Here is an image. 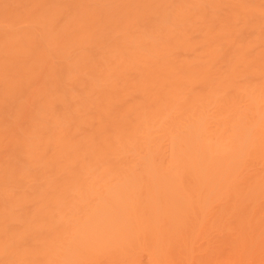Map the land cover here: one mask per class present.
<instances>
[{
    "label": "bare ground",
    "instance_id": "6f19581e",
    "mask_svg": "<svg viewBox=\"0 0 264 264\" xmlns=\"http://www.w3.org/2000/svg\"><path fill=\"white\" fill-rule=\"evenodd\" d=\"M262 245L264 0H0V264Z\"/></svg>",
    "mask_w": 264,
    "mask_h": 264
},
{
    "label": "rangeland",
    "instance_id": "374dc122",
    "mask_svg": "<svg viewBox=\"0 0 264 264\" xmlns=\"http://www.w3.org/2000/svg\"><path fill=\"white\" fill-rule=\"evenodd\" d=\"M261 248H264V245H262ZM262 250H264V249H262ZM262 250H260V253H261V254H264V253H262V252H264V251H262ZM252 252H253V251H252ZM255 252H256V254H257L258 251H255ZM255 252H253V253H255ZM253 253H251V255H253ZM260 253H258L259 255L256 256V257H257L256 259H258V257H259L260 259H264V256H262ZM256 254H255V255H256ZM251 255H250V256H251ZM260 255H261L262 257H260ZM253 256H254V255H253ZM251 257H252V256H251ZM253 258H255V257H253ZM253 258H251V259H253ZM242 259H243V258H242ZM244 259L247 261V257H246V256H244ZM256 259L253 260V261L256 262L255 264L259 263L258 261H256ZM260 259H258V260H260ZM248 260H249V259H248ZM253 261H252V262H253ZM243 262H245V261H243ZM250 262H251L250 260L247 261L248 264H250ZM253 263H254V262H253ZM245 264H246V263H245ZM261 264H262V263H261Z\"/></svg>",
    "mask_w": 264,
    "mask_h": 264
}]
</instances>
